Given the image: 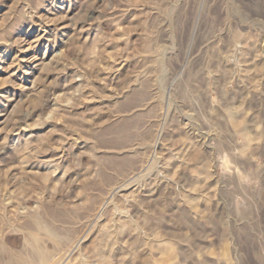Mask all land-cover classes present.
Instances as JSON below:
<instances>
[{
  "label": "rangeland",
  "instance_id": "374dc122",
  "mask_svg": "<svg viewBox=\"0 0 264 264\" xmlns=\"http://www.w3.org/2000/svg\"><path fill=\"white\" fill-rule=\"evenodd\" d=\"M69 247L264 264V0H0V264Z\"/></svg>",
  "mask_w": 264,
  "mask_h": 264
},
{
  "label": "bare ground",
  "instance_id": "6f19581e",
  "mask_svg": "<svg viewBox=\"0 0 264 264\" xmlns=\"http://www.w3.org/2000/svg\"><path fill=\"white\" fill-rule=\"evenodd\" d=\"M43 61V60H42ZM189 151V150H188ZM185 152V151H184ZM175 169V168H174ZM37 220V219H36ZM113 226V225H112ZM106 227V226H105ZM113 228V227H112ZM104 231V230H103ZM114 233V232H113ZM119 233V232H118ZM35 234V233H34ZM33 234V235H34ZM31 235V234H30ZM103 235V234H102ZM100 236V235H99ZM109 236V235H108ZM107 236V237H108ZM32 237V236H31ZM34 239H35V243H37L38 244V237L37 236H35L34 235ZM112 244V243H111ZM110 246V245H109ZM36 248V247H35ZM102 249V248H101ZM100 249V250H101ZM109 249V248H108ZM78 250V249H77ZM108 251V250H107ZM68 252V253H67ZM67 252H66V254H68L67 256H69V260H67L66 258L64 259V261L63 260H61V259H58V260H54V262H51L50 260H49V258H47L45 255H43V257H42V260H41V264H77L76 262L77 261H81V260H77L75 263H74V260H73V252H74V249L73 248H71V247H69L68 249H67ZM99 252V251H98ZM107 253V252H106ZM82 254V253H81ZM99 255V254H98ZM106 255H108V254H106ZM60 256V255H59ZM58 256V257H59ZM57 257V258H58ZM76 257V256H75ZM75 257H74V259H75ZM56 258V257H55ZM54 258V259H55ZM79 258V257H78ZM100 259H101V257H100ZM76 260V259H75ZM1 262V261H0ZM11 262V264H33V261H32V259L30 260V259H28V258H23V257H21V258H16L14 261L12 260H10L9 261V263ZM8 263V264H9ZM101 263V262H100ZM81 264H82V262H81Z\"/></svg>",
  "mask_w": 264,
  "mask_h": 264
}]
</instances>
